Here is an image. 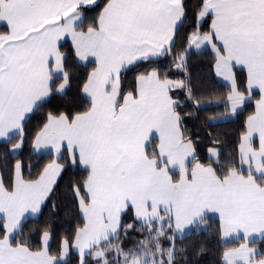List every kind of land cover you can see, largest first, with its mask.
<instances>
[{
	"label": "snow or ice",
	"instance_id": "1",
	"mask_svg": "<svg viewBox=\"0 0 264 264\" xmlns=\"http://www.w3.org/2000/svg\"><path fill=\"white\" fill-rule=\"evenodd\" d=\"M94 7L98 13L89 16ZM187 16L185 0H0L7 29L0 32V142L10 154L21 152L30 116L53 95L78 81L87 99L82 110L46 113L31 147L56 159L35 178H26L19 158L0 167V264H69L72 249L78 264H176L177 239L210 213L219 214L223 238L245 240L223 252V264H264V248L250 246L264 244V0H200L187 47L173 56L174 67L186 70L190 49L210 48L215 73L230 88L228 113L254 100L230 157L211 148L206 162L199 159L170 95L187 89L193 98L184 80L157 68L130 86L123 79L137 62L172 54ZM65 153L87 173L72 186L83 223L53 252L49 228L38 230V245L25 229L53 192ZM129 211L147 235L126 250L112 241L134 228L122 223Z\"/></svg>",
	"mask_w": 264,
	"mask_h": 264
},
{
	"label": "trees",
	"instance_id": "2",
	"mask_svg": "<svg viewBox=\"0 0 264 264\" xmlns=\"http://www.w3.org/2000/svg\"><path fill=\"white\" fill-rule=\"evenodd\" d=\"M103 3V0L99 2ZM200 0H185L188 16L183 26L179 29L176 49L166 57L155 59V61H144L137 63L123 74V79L127 85L134 83L137 75L146 73L152 68L159 69L173 81L184 80L193 90V98L187 96V89H173L171 95L180 102L179 111L184 115L183 125L188 135L196 142L197 153L201 161L206 162L208 150L217 147L226 156L230 157L237 148L239 136L244 129L246 118L255 109L254 100L246 103L244 109L233 118L225 119L229 115L226 109V98L230 91L229 86L220 82L215 76L214 56L210 49L201 52H188L187 69H177L174 67L173 56L175 51L181 47H187L185 37L194 30V13ZM99 8L94 7L87 14L95 16ZM208 24L203 25L202 30H207ZM7 31L6 27L0 25V32ZM66 53L71 52L69 41L62 43ZM95 65L89 64L86 68L80 66L81 76L90 71ZM242 81L246 79V73L240 72ZM243 89V84L241 85ZM254 99L259 98V93H253ZM199 101L197 106L194 101ZM87 106V99L79 90V82H74L73 87L64 95H53L45 106L38 112L32 114L27 122L26 141L20 153L10 154V145L0 142V167L5 165L10 167L16 158L25 161V176L35 178L40 170L54 158L51 155L37 156L31 147L34 134L45 122L47 112H59L69 110H82ZM214 118V119H213ZM219 141V143H216ZM64 164V171L57 181L53 192L44 204L41 213L37 218L27 221L25 235L31 229V240L34 245L39 244L38 230L49 228L53 233L51 250L56 252L59 248L60 240L67 236L72 238L75 229L83 223L76 198L72 192L74 183L80 182L86 175V171L77 164L71 165L65 153L64 159L60 161ZM31 165V167H28ZM123 224L133 223L134 228L129 230L127 235L121 233L120 240H113V244L121 243L125 249L135 247L136 243L143 240L147 235L140 230L139 223L135 221L131 211L122 218ZM202 227V228H201ZM192 230L184 238L177 239L176 247L181 250L176 258V264H223V252L228 248L239 247L245 243L243 238L224 242L221 235V223L219 219L207 217V222ZM170 234V233H169ZM165 247L167 241H162ZM257 248H264V244L251 245ZM112 258V254H109ZM88 259L91 260L89 257ZM69 264H78V255L72 249L70 251Z\"/></svg>",
	"mask_w": 264,
	"mask_h": 264
},
{
	"label": "crops",
	"instance_id": "3",
	"mask_svg": "<svg viewBox=\"0 0 264 264\" xmlns=\"http://www.w3.org/2000/svg\"><path fill=\"white\" fill-rule=\"evenodd\" d=\"M101 0H98V3L100 2ZM0 25H2V24H0ZM4 26V25H3ZM66 41H69L70 42V44H71V40H70V38H65V40L64 41H62V43H64V42H66ZM205 49H210V48H201V49H199V50H197V49H195L194 47L192 48V49H190L191 51H194V52H201V51H203V50H205ZM211 50V49H210ZM160 58H162V57H160ZM155 59H159V58H155ZM140 62H144V61H140ZM140 62H137V63H140ZM133 66V65H132ZM131 67V66H130ZM215 76H216V78L220 81V82H222V83H224V84H226L227 86H229L228 85V82L227 81H225V80H223V78L222 77H218L217 75H216V73H215ZM254 92H257V93H259V91L258 90H256V91H254ZM170 95H171V93H170ZM259 99V98H258ZM240 112V111H239ZM236 116V115H235ZM235 116H232V115H227V117H225V119H233ZM34 152V151H33ZM34 154L35 155H37V156H41V155H51V156H53V158L54 159H56V157H55V155L52 153V151L51 150H45V151H42V152H40V153H36V152H34ZM82 167V166H81ZM62 174V173H61ZM61 176V175H60ZM59 178L60 177H58V179H57V181L59 180ZM55 187V186H54ZM54 189V188H53ZM46 203V202H45ZM44 206V205H43ZM43 206H42V208H43ZM40 214V213H39ZM39 214L36 216V217H33V218H37L38 216H39ZM208 217H213V218H217V219H219V221H220V223H221V220H220V217H219V214L218 213H210V214H208ZM31 219V218H30ZM191 231H189V232H187V234L188 233H190ZM221 235H222V232H221ZM240 238H243L242 237V234H241V237ZM222 239H223V241L224 242H230V241H232V240H236V239H239V238H236V237H229V238H227V239H225V238H223V236H222ZM50 245H51V242H50ZM75 251V250H74ZM76 252V251H75Z\"/></svg>",
	"mask_w": 264,
	"mask_h": 264
},
{
	"label": "rangeland",
	"instance_id": "4",
	"mask_svg": "<svg viewBox=\"0 0 264 264\" xmlns=\"http://www.w3.org/2000/svg\"><path fill=\"white\" fill-rule=\"evenodd\" d=\"M211 148H217V147H211ZM211 148H210V149H211ZM200 227H201V226H200ZM201 228H202V227H201ZM198 229H199V228H198ZM69 257H70V256H69Z\"/></svg>",
	"mask_w": 264,
	"mask_h": 264
}]
</instances>
